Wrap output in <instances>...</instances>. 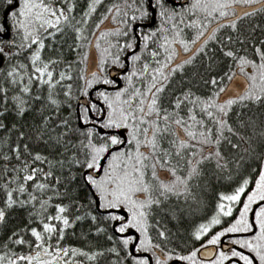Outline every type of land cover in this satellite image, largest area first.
<instances>
[{"label":"snow or ice","instance_id":"obj_1","mask_svg":"<svg viewBox=\"0 0 264 264\" xmlns=\"http://www.w3.org/2000/svg\"><path fill=\"white\" fill-rule=\"evenodd\" d=\"M79 4H0V264H264V0Z\"/></svg>","mask_w":264,"mask_h":264},{"label":"trees","instance_id":"obj_2","mask_svg":"<svg viewBox=\"0 0 264 264\" xmlns=\"http://www.w3.org/2000/svg\"><path fill=\"white\" fill-rule=\"evenodd\" d=\"M111 2V0H103V4H108V3H110ZM0 4H3V0H0ZM83 6V0H80V4H79V6H78V10L77 11H79V7H82ZM101 10H103L102 8H101ZM95 18V17H94ZM256 23H258V25H264V18H261L258 22H250V23H248L249 24V26H242V28H241V31L242 32H244V34L245 35H248V30L251 28V27H254V26H256ZM225 32H227L228 31V29L227 28H225V30H224ZM262 34V29L260 28V27H257L256 28V31L253 33V35L254 36H256L257 38L260 36ZM71 39H72V35H71V33H68L67 35H66V37H65V42L67 43V42H70L71 41ZM213 47H214V45H213ZM74 52H71V51H69V52H67V54H66V59H68V60H73L74 59ZM217 55H219V53H217ZM225 63H227V62H225ZM202 67V66H201ZM221 67H223V65H221ZM26 119L28 118V116L26 115V117H25ZM7 119H11V117H8ZM0 135H3V133H0ZM13 138H15V137H13ZM208 199H209V201H211V195H209L208 197H207ZM11 223H13L12 221H10V224ZM182 227H188V223L186 222V223H184L183 225H182ZM3 237L2 236H0V239H2ZM68 240H69V242L70 243H80L81 241H78V240H75V239H73L72 237H69L68 238Z\"/></svg>","mask_w":264,"mask_h":264},{"label":"flooded vegetation","instance_id":"obj_3","mask_svg":"<svg viewBox=\"0 0 264 264\" xmlns=\"http://www.w3.org/2000/svg\"><path fill=\"white\" fill-rule=\"evenodd\" d=\"M247 7V6H244ZM261 18H264V12H257L254 15H250L249 17L243 18L240 22H238V26L241 29L242 26H249L250 22H258ZM258 25V23H256Z\"/></svg>","mask_w":264,"mask_h":264}]
</instances>
